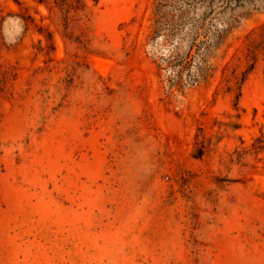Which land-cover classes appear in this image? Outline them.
<instances>
[{"label":"rangeland","instance_id":"rangeland-1","mask_svg":"<svg viewBox=\"0 0 264 264\" xmlns=\"http://www.w3.org/2000/svg\"><path fill=\"white\" fill-rule=\"evenodd\" d=\"M156 2L0 0V264H264V6L169 96Z\"/></svg>","mask_w":264,"mask_h":264},{"label":"trees","instance_id":"trees-1","mask_svg":"<svg viewBox=\"0 0 264 264\" xmlns=\"http://www.w3.org/2000/svg\"><path fill=\"white\" fill-rule=\"evenodd\" d=\"M260 4L264 0H157L150 40L160 38L166 49L157 66L166 73L167 94L212 77L213 59L240 22V11Z\"/></svg>","mask_w":264,"mask_h":264}]
</instances>
